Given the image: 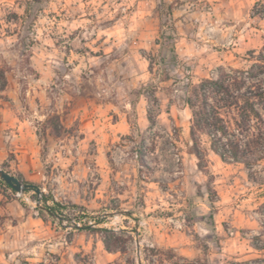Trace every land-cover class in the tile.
<instances>
[{"label": "rangeland", "instance_id": "obj_1", "mask_svg": "<svg viewBox=\"0 0 264 264\" xmlns=\"http://www.w3.org/2000/svg\"><path fill=\"white\" fill-rule=\"evenodd\" d=\"M258 1L0 0V168L43 192L0 179V264H264V181L198 156L185 102L264 89Z\"/></svg>", "mask_w": 264, "mask_h": 264}, {"label": "trees", "instance_id": "obj_2", "mask_svg": "<svg viewBox=\"0 0 264 264\" xmlns=\"http://www.w3.org/2000/svg\"><path fill=\"white\" fill-rule=\"evenodd\" d=\"M253 16L264 19V0L254 5ZM163 39L167 41L163 48L170 53V60L176 62V29L172 27L169 33L163 35ZM252 78L255 76L225 75L218 79H204L193 87L185 102L192 111L191 137L196 147L195 153L200 156V135H206L211 150L223 162L245 165L250 171L251 181L263 185L261 182L264 178L259 177L253 169L264 161V89L261 85L251 84L252 88L243 91L244 85ZM7 86L6 71L0 68V96ZM146 98L150 103V95H146ZM151 113L152 109L149 115ZM3 184L11 189L6 183ZM43 202L44 209L54 215L55 207L47 204L48 197L43 196ZM262 213L264 216V204ZM262 226L264 230V220ZM105 244L107 250L112 252L108 242Z\"/></svg>", "mask_w": 264, "mask_h": 264}, {"label": "water", "instance_id": "obj_3", "mask_svg": "<svg viewBox=\"0 0 264 264\" xmlns=\"http://www.w3.org/2000/svg\"><path fill=\"white\" fill-rule=\"evenodd\" d=\"M0 179L17 193L33 190L38 195L43 194L42 190L38 186L26 184L20 178H17L16 176L8 173L7 171L1 168Z\"/></svg>", "mask_w": 264, "mask_h": 264}, {"label": "built area", "instance_id": "obj_4", "mask_svg": "<svg viewBox=\"0 0 264 264\" xmlns=\"http://www.w3.org/2000/svg\"><path fill=\"white\" fill-rule=\"evenodd\" d=\"M78 226H81V224L79 223Z\"/></svg>", "mask_w": 264, "mask_h": 264}]
</instances>
